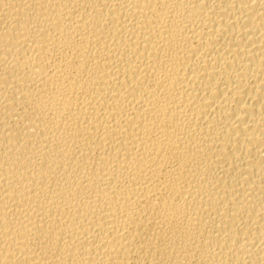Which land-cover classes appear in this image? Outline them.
Instances as JSON below:
<instances>
[{
    "label": "bare ground",
    "instance_id": "6f19581e",
    "mask_svg": "<svg viewBox=\"0 0 264 264\" xmlns=\"http://www.w3.org/2000/svg\"><path fill=\"white\" fill-rule=\"evenodd\" d=\"M0 264H264V0H0Z\"/></svg>",
    "mask_w": 264,
    "mask_h": 264
}]
</instances>
